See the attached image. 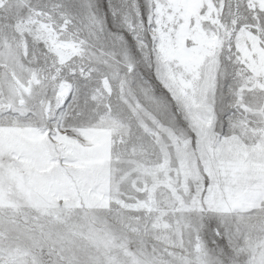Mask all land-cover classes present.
<instances>
[{
    "label": "snow or ice",
    "instance_id": "snow-or-ice-1",
    "mask_svg": "<svg viewBox=\"0 0 264 264\" xmlns=\"http://www.w3.org/2000/svg\"><path fill=\"white\" fill-rule=\"evenodd\" d=\"M0 264H264V0H0Z\"/></svg>",
    "mask_w": 264,
    "mask_h": 264
}]
</instances>
